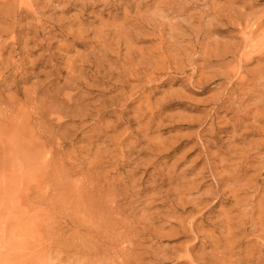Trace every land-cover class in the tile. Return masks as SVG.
<instances>
[{"label":"rangeland","instance_id":"374dc122","mask_svg":"<svg viewBox=\"0 0 264 264\" xmlns=\"http://www.w3.org/2000/svg\"><path fill=\"white\" fill-rule=\"evenodd\" d=\"M0 264H264V0H0Z\"/></svg>","mask_w":264,"mask_h":264}]
</instances>
